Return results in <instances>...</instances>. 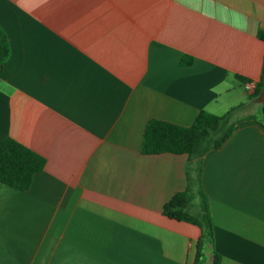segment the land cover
<instances>
[{
    "label": "crops",
    "instance_id": "crops-1",
    "mask_svg": "<svg viewBox=\"0 0 264 264\" xmlns=\"http://www.w3.org/2000/svg\"><path fill=\"white\" fill-rule=\"evenodd\" d=\"M0 27V142L45 159L0 182V264H193L200 228L163 214L188 155L143 154L144 129L255 114L238 76L260 77L264 0H0ZM202 183L221 264H264V127L240 121Z\"/></svg>",
    "mask_w": 264,
    "mask_h": 264
},
{
    "label": "trees",
    "instance_id": "trees-1",
    "mask_svg": "<svg viewBox=\"0 0 264 264\" xmlns=\"http://www.w3.org/2000/svg\"><path fill=\"white\" fill-rule=\"evenodd\" d=\"M257 36L264 40L263 30ZM9 54V43L6 32L0 27V63ZM193 57L184 55L182 64H190ZM242 81L250 78L238 76ZM264 92V54L261 74L251 97ZM237 107L223 114L206 110L200 111L190 125H181L157 118L150 119L145 126L142 153L157 154L171 152L188 155L186 168L187 185L176 192L164 205L163 214L176 220L196 224L200 228L196 254L193 264H204L206 251L214 244V222L211 213L210 199L202 183V161L204 155L219 148L236 130L238 123L253 119L264 127V100L260 115L248 114L237 116ZM45 159L38 152L24 145L13 137H6L0 142V182L19 190L31 186L35 172L43 169ZM211 264H221V255L212 248Z\"/></svg>",
    "mask_w": 264,
    "mask_h": 264
},
{
    "label": "rangeland",
    "instance_id": "rangeland-1",
    "mask_svg": "<svg viewBox=\"0 0 264 264\" xmlns=\"http://www.w3.org/2000/svg\"><path fill=\"white\" fill-rule=\"evenodd\" d=\"M261 96H263V95H259L257 97H254V99H253L254 100V105L248 110L249 113L252 112V113H255L256 115H260V112H258L256 110V108H257V105H261V107H262V104H261ZM241 114H243V111L236 112V115L237 116H243Z\"/></svg>",
    "mask_w": 264,
    "mask_h": 264
},
{
    "label": "built area",
    "instance_id": "built-area-1",
    "mask_svg": "<svg viewBox=\"0 0 264 264\" xmlns=\"http://www.w3.org/2000/svg\"><path fill=\"white\" fill-rule=\"evenodd\" d=\"M255 85H256V81L253 79L245 81V87L247 88V90L251 92L254 90Z\"/></svg>",
    "mask_w": 264,
    "mask_h": 264
},
{
    "label": "water",
    "instance_id": "water-1",
    "mask_svg": "<svg viewBox=\"0 0 264 264\" xmlns=\"http://www.w3.org/2000/svg\"><path fill=\"white\" fill-rule=\"evenodd\" d=\"M264 94V92H262Z\"/></svg>",
    "mask_w": 264,
    "mask_h": 264
}]
</instances>
